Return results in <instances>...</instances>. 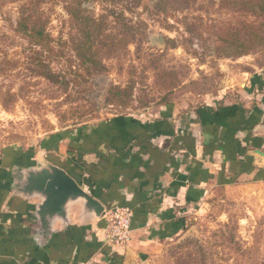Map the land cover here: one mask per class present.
Listing matches in <instances>:
<instances>
[{
	"label": "rangeland",
	"instance_id": "rangeland-1",
	"mask_svg": "<svg viewBox=\"0 0 264 264\" xmlns=\"http://www.w3.org/2000/svg\"><path fill=\"white\" fill-rule=\"evenodd\" d=\"M70 1H38L54 46L42 58L65 75L63 83H54L32 70L35 53L13 29L21 0H0L5 168L33 164L39 152L56 150L66 133L115 115L151 117L168 105L185 109L208 98H234L264 70L263 30L246 54H226L236 46L220 48L228 29L239 32L243 20H255L251 12L221 8L217 0H79L81 14L100 22L90 27L102 34L89 51L84 25L65 9ZM125 25L136 29L132 36L124 34ZM75 47L91 54L87 66L72 62ZM110 88L118 95H109ZM246 182L231 190L214 186L206 203L188 214L183 230L157 243L140 264H264V196Z\"/></svg>",
	"mask_w": 264,
	"mask_h": 264
},
{
	"label": "crops",
	"instance_id": "crops-1",
	"mask_svg": "<svg viewBox=\"0 0 264 264\" xmlns=\"http://www.w3.org/2000/svg\"><path fill=\"white\" fill-rule=\"evenodd\" d=\"M237 92L185 109L168 105L151 117L115 115L66 133L56 150L33 158L64 169L104 208H131V237L121 245L105 239L104 218H81L79 204L67 225L56 221L52 235L39 236L37 199L12 188V171L28 165L1 163L0 264H140L183 230L214 186L249 181L264 196V70Z\"/></svg>",
	"mask_w": 264,
	"mask_h": 264
},
{
	"label": "trees",
	"instance_id": "trees-1",
	"mask_svg": "<svg viewBox=\"0 0 264 264\" xmlns=\"http://www.w3.org/2000/svg\"><path fill=\"white\" fill-rule=\"evenodd\" d=\"M39 0H21L18 15L15 20V24L13 23V29L16 33L20 34L30 45V50L35 53L32 59L36 70L32 69L36 74H40L44 78L48 79L54 83H63L65 75L61 74L59 71L56 72L52 69L51 65L47 60L42 58V54L44 52L52 53L54 50V46L52 42V36L48 32L46 25H47V18L44 16L42 11L38 9V2ZM163 1V0H162ZM219 6L221 8H230L236 9L237 11L243 12H251L250 14L255 17V20L246 21L243 20L242 25L239 29V32H233V30L228 29V33L224 37V45L220 47L221 49H230L233 46H236L237 51L235 53L227 52V55L236 54V55H243L249 52L255 45V40L259 39L262 35L260 30L264 32V0H217ZM164 3V2H163ZM160 3L163 9L165 6ZM65 9L68 13L72 15V17L78 19L80 23H82L83 28L82 32L83 37L87 42V49L91 51L93 43L98 40L100 36L97 37L98 34H102L99 29V32L94 34V31L90 29L91 26L97 25L100 23L96 22L93 17L88 16L86 14H81L82 5L79 0H71L67 3ZM104 15H101L103 17ZM98 30V29H97ZM133 26L125 25L124 34L127 37L132 36L135 33ZM232 31V32H231ZM108 37V35H103L102 37ZM127 40V39H126ZM85 42V41H84ZM77 43H75L76 45ZM79 47V46H77ZM75 47V60L72 62H77L78 66H87V62L92 60V56L89 53L88 55L81 52V49H77ZM85 49V48H84ZM48 55L46 57H49ZM53 56V55H52ZM52 59V58H50ZM73 64V63H70ZM72 65H68L69 72H73L71 70ZM67 69V70H68ZM65 73V72H64ZM68 83V80H66ZM114 93L118 95L117 88H110L108 90V94Z\"/></svg>",
	"mask_w": 264,
	"mask_h": 264
},
{
	"label": "water",
	"instance_id": "water-1",
	"mask_svg": "<svg viewBox=\"0 0 264 264\" xmlns=\"http://www.w3.org/2000/svg\"><path fill=\"white\" fill-rule=\"evenodd\" d=\"M260 157L264 154L260 153ZM13 192L25 199L36 198L34 216L36 232L52 235L53 224L69 223V211L73 204H79L83 219H98L104 205L85 191L64 169L39 158L28 166H19L12 171Z\"/></svg>",
	"mask_w": 264,
	"mask_h": 264
},
{
	"label": "built area",
	"instance_id": "built-area-1",
	"mask_svg": "<svg viewBox=\"0 0 264 264\" xmlns=\"http://www.w3.org/2000/svg\"><path fill=\"white\" fill-rule=\"evenodd\" d=\"M132 209L126 206L104 208L101 217L107 221L105 239L112 244L121 245L131 237Z\"/></svg>",
	"mask_w": 264,
	"mask_h": 264
}]
</instances>
